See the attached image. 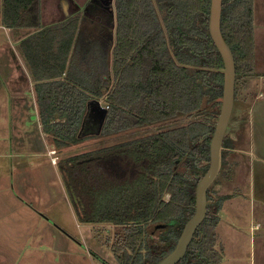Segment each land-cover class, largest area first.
<instances>
[{"label":"trees","instance_id":"16d2710c","mask_svg":"<svg viewBox=\"0 0 264 264\" xmlns=\"http://www.w3.org/2000/svg\"><path fill=\"white\" fill-rule=\"evenodd\" d=\"M36 1L2 0V25L24 28ZM122 1L116 30L109 16L107 22L89 16L87 30L66 35L61 55L39 52L36 35L21 40L19 48L34 80L42 131L55 148L166 125L58 163L77 222L124 229L110 246L117 264H159L195 211V190L209 165L219 115L212 123L204 107H221L223 63L209 36L210 0ZM93 10L95 16L104 12ZM220 32L234 59L236 84L254 72L253 0H222ZM99 101V129L86 131ZM175 120L180 123L168 125ZM223 159L222 154L221 166ZM201 160L204 167H198ZM210 189L206 216L178 264L222 260L217 214L231 195H211ZM151 226L159 229L162 250L154 248Z\"/></svg>","mask_w":264,"mask_h":264},{"label":"crops","instance_id":"0c3cea01","mask_svg":"<svg viewBox=\"0 0 264 264\" xmlns=\"http://www.w3.org/2000/svg\"><path fill=\"white\" fill-rule=\"evenodd\" d=\"M60 1L58 8L63 14L62 18L46 21L44 10L37 5V0L26 18L24 28L7 29L2 25L0 0V90L6 88L9 94L13 93L11 95L17 103L30 97L35 120L27 126L28 131L36 132L31 137L28 152L22 154L9 147L7 152L0 154V158L8 162L2 164L0 170L34 159L35 169L39 170L44 165L54 171L58 178L56 185L63 182L59 179L58 163L65 159L63 153L68 147L55 148L42 131L34 80L19 44L24 38L36 35L38 37L33 45L39 52L48 54L51 51L57 55L60 52L61 55L67 34L73 35L91 26L92 21L78 14L80 6L74 0ZM253 28L254 72L240 77L235 84L233 108L227 125L230 131L225 132V145L222 146L221 182L217 183L220 188L215 189L218 196L231 195L217 214L219 222L215 231L216 247L222 253L220 264H264V0H253ZM4 41L7 44L5 48L2 47ZM69 49L72 53L73 43ZM18 71L24 76L27 89L19 84ZM6 143L10 141L6 140ZM71 148H74L73 145ZM224 175L230 177L225 179ZM5 178L4 186L9 188L10 181L7 176ZM53 187L49 186L48 189ZM7 201L15 202L16 199L9 197ZM23 218L31 219L29 214ZM25 226L20 222L17 224L19 230Z\"/></svg>","mask_w":264,"mask_h":264},{"label":"rangeland","instance_id":"374dc122","mask_svg":"<svg viewBox=\"0 0 264 264\" xmlns=\"http://www.w3.org/2000/svg\"><path fill=\"white\" fill-rule=\"evenodd\" d=\"M74 1L80 6L78 14L83 18L93 17L97 21L107 22L108 16L113 14L114 19L111 25L112 29L116 30L120 5L124 1L113 0L112 6L109 4L110 0ZM60 3V0H38L37 5L42 6L46 21H50L63 17L58 8ZM122 6H125V3ZM94 8L103 10V14L95 16L92 12ZM2 47H7L5 41ZM18 79L21 87L27 89L25 78L19 71ZM11 88L14 89L13 86ZM11 94L13 93L9 94L6 88L0 90V154L7 152L9 147L24 154L31 149V137L36 135V132L28 131L27 126L33 123L35 115L30 97L17 103ZM103 108L102 101L95 102L90 113L93 123L85 128L86 131L96 132L99 129L103 119ZM204 108L205 114L212 118L211 122H215L213 115L215 113L218 115L220 106L214 103L207 104ZM179 123L175 120L168 125L173 126ZM163 128H166V125L138 128L105 139H87L85 142L73 145L74 148L68 147L63 156L71 157L97 149L102 145L123 142ZM229 131L230 126L226 134ZM6 140L10 143H6ZM4 163H8L7 160L0 158V166ZM21 163V165L18 163L16 166L11 165L3 171L0 170V259L2 258L0 264H117L110 246L124 234V229L111 224L78 223L71 211V204L67 200L64 182L61 181L56 185L58 178L54 171L44 165L39 170L35 169L36 160L34 159L24 160ZM204 166L205 161L201 160L198 167ZM5 176L10 181L9 188L4 186ZM220 177L218 175L215 183L211 185V195L216 193V188H220L217 185L221 182ZM59 179L62 180L60 172ZM49 186L54 187L48 189ZM9 197H14L16 201L9 203L7 201ZM28 214L31 219H24L23 216ZM19 222L23 226L26 225L21 230L17 227ZM149 232L154 235L155 250H162L163 246L157 239L159 229L151 226Z\"/></svg>","mask_w":264,"mask_h":264},{"label":"water","instance_id":"95a60500","mask_svg":"<svg viewBox=\"0 0 264 264\" xmlns=\"http://www.w3.org/2000/svg\"><path fill=\"white\" fill-rule=\"evenodd\" d=\"M221 5L222 0H210L209 36L223 63V90L221 107L209 146V165L196 186L193 216L184 225L174 249L159 264H178L185 256L195 231L206 216L207 191L221 170L222 144L233 108L236 78L232 53L220 32Z\"/></svg>","mask_w":264,"mask_h":264},{"label":"flooded vegetation","instance_id":"af4514ba","mask_svg":"<svg viewBox=\"0 0 264 264\" xmlns=\"http://www.w3.org/2000/svg\"><path fill=\"white\" fill-rule=\"evenodd\" d=\"M112 2H113V0L109 1L110 6H112V4H113ZM124 3H125V1H124ZM113 19H114L113 14L112 15L110 14L109 20H111V23H113ZM111 27H112V25H111Z\"/></svg>","mask_w":264,"mask_h":264},{"label":"built area","instance_id":"2783aa9c","mask_svg":"<svg viewBox=\"0 0 264 264\" xmlns=\"http://www.w3.org/2000/svg\"><path fill=\"white\" fill-rule=\"evenodd\" d=\"M55 163V162H54Z\"/></svg>","mask_w":264,"mask_h":264}]
</instances>
